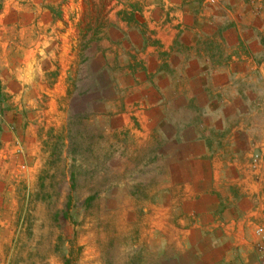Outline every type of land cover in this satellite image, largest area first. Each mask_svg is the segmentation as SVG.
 I'll return each mask as SVG.
<instances>
[{"label":"crops","instance_id":"crops-1","mask_svg":"<svg viewBox=\"0 0 264 264\" xmlns=\"http://www.w3.org/2000/svg\"><path fill=\"white\" fill-rule=\"evenodd\" d=\"M140 1L87 68L94 122L157 169L141 243L156 264H261L264 0Z\"/></svg>","mask_w":264,"mask_h":264},{"label":"rangeland","instance_id":"rangeland-1","mask_svg":"<svg viewBox=\"0 0 264 264\" xmlns=\"http://www.w3.org/2000/svg\"><path fill=\"white\" fill-rule=\"evenodd\" d=\"M143 10L0 0V264H156L140 224L159 200L157 169L132 136L94 122L87 68L101 35Z\"/></svg>","mask_w":264,"mask_h":264},{"label":"built area","instance_id":"built-area-1","mask_svg":"<svg viewBox=\"0 0 264 264\" xmlns=\"http://www.w3.org/2000/svg\"><path fill=\"white\" fill-rule=\"evenodd\" d=\"M257 234L258 236L260 237V249H261V252H262V257H261V264H264V227H260L258 230H257Z\"/></svg>","mask_w":264,"mask_h":264},{"label":"trees","instance_id":"trees-1","mask_svg":"<svg viewBox=\"0 0 264 264\" xmlns=\"http://www.w3.org/2000/svg\"><path fill=\"white\" fill-rule=\"evenodd\" d=\"M0 97H1V84H0Z\"/></svg>","mask_w":264,"mask_h":264}]
</instances>
